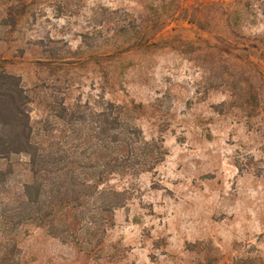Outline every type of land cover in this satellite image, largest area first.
<instances>
[{"label":"rangeland","instance_id":"1","mask_svg":"<svg viewBox=\"0 0 264 264\" xmlns=\"http://www.w3.org/2000/svg\"><path fill=\"white\" fill-rule=\"evenodd\" d=\"M47 48L70 64L49 70ZM222 59L264 73V0H33L14 30L0 27L1 65L20 77L38 138L47 103L103 100L165 149L151 171L107 178L126 200L99 246L27 227L20 264H264V111L228 104L213 76ZM6 167L12 189L29 180L24 155Z\"/></svg>","mask_w":264,"mask_h":264},{"label":"trees","instance_id":"2","mask_svg":"<svg viewBox=\"0 0 264 264\" xmlns=\"http://www.w3.org/2000/svg\"><path fill=\"white\" fill-rule=\"evenodd\" d=\"M32 4L0 0V27L14 30ZM46 51L43 64L49 70L70 64L66 55ZM213 68L216 85L227 90L230 106L247 118L264 111V73L250 61L222 59ZM29 102L20 77L3 70L0 62V159L24 155L30 174L12 189L11 168H0V264H20L17 240L27 227H43L63 242L99 246L112 225L113 211L126 200L124 191L105 185L107 178L123 173L136 177L151 171L165 155L161 140L142 137L125 105L101 100L97 105L68 106L63 97L54 99L47 103L42 140L29 122ZM50 123L58 124V138L47 137Z\"/></svg>","mask_w":264,"mask_h":264}]
</instances>
